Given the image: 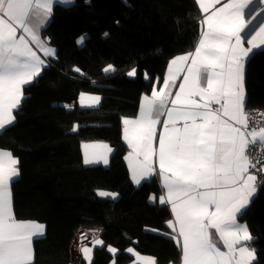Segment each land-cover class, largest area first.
Here are the masks:
<instances>
[{
	"label": "snow or ice",
	"instance_id": "1",
	"mask_svg": "<svg viewBox=\"0 0 264 264\" xmlns=\"http://www.w3.org/2000/svg\"><path fill=\"white\" fill-rule=\"evenodd\" d=\"M253 2L196 0L202 16L194 50L171 59L163 87L142 97L135 118H122V139L131 149L125 157L131 179L136 185L159 179L163 194L150 195L149 201L170 206L173 219L166 225L171 232L165 235L175 241L181 264H258L250 246L255 238L240 222L264 189V111L246 109V64L264 54V18L254 23L264 12V0L250 10ZM72 3L0 0V135L16 121L25 87L41 75L44 58L57 55L40 35L54 6ZM103 71L115 68L108 65ZM136 74V68L126 73ZM101 99L81 93L79 104L95 108ZM77 130L78 125L71 129ZM82 147L85 165H107L113 152L107 143ZM19 163L11 151L0 149V264H34V240L45 236L44 224L15 215L12 184L20 175ZM98 196L115 199L118 194L98 191ZM77 240L88 264L94 248L105 247L103 239L94 234L89 238L87 232ZM107 251L118 250L107 246ZM127 252L138 264H157L131 247Z\"/></svg>",
	"mask_w": 264,
	"mask_h": 264
},
{
	"label": "trees",
	"instance_id": "2",
	"mask_svg": "<svg viewBox=\"0 0 264 264\" xmlns=\"http://www.w3.org/2000/svg\"><path fill=\"white\" fill-rule=\"evenodd\" d=\"M75 2L55 7L45 37L57 57L25 88L16 121L0 135V149L20 161L21 177L12 187L16 217L47 226L46 237L34 242L35 264H71V243L82 228L98 229L105 242L93 264H111L107 246L119 250L116 264H136L126 253L130 247L157 264H179L181 253L165 235L171 211L149 201L162 194L159 179L140 187L131 180L122 118L138 115L142 97L164 79L171 59L194 50L202 14L196 0ZM108 65L115 71L105 73ZM132 68L136 78L126 75ZM246 89L247 109H264V54L247 64ZM81 93L101 96L100 105L81 107ZM89 142L114 148L109 166L84 165L82 145ZM98 191L119 198H101ZM241 221L249 224L258 264H264V189Z\"/></svg>",
	"mask_w": 264,
	"mask_h": 264
},
{
	"label": "crops",
	"instance_id": "3",
	"mask_svg": "<svg viewBox=\"0 0 264 264\" xmlns=\"http://www.w3.org/2000/svg\"><path fill=\"white\" fill-rule=\"evenodd\" d=\"M75 0H73V3L72 4H70V5H68V6H64V7H70V6H73V5H75ZM57 6H59V5H57ZM219 6V5H218ZM55 7L56 6H54V9H53V14H54V10H55ZM257 7H260V5H259V3L257 2V0H254V2H253V4H251V5H249V9L250 10H255ZM246 14H247V11H246ZM52 18H53V15H52ZM52 18H51V20H50V22L46 25V28L44 29V30H42L41 31V33H40V35H41V38L42 39H44V40H46L47 42H48V44H49V46H51V47H54V46H52L50 43H49V40L45 37V31H46V29L48 28V26L50 25V23H51V21H52ZM262 18H264V12H262L261 13V16L260 17H257V21H254V23H258ZM55 48V47H54ZM56 49V48H55ZM56 52L58 53V51H57V49H56ZM41 56H42V54H40ZM56 57H57V55H56ZM56 57H54V58H51V57H49V58H44L43 56H42V58H44L45 60H46V66L45 67H47V65L49 64V62H50V60H53V59H56ZM248 64V63H247ZM247 64H246V68H247ZM44 67V68H45ZM44 70V69H43ZM43 70H42V73H43ZM167 72V71H166ZM42 73H41V75H42ZM40 75V76H41ZM39 76V77H40ZM166 76V75H165ZM177 85L180 83V80H178L177 82ZM27 87V86H26ZM25 87V88H26ZM154 87L157 89V90H159L160 88H162L163 87V80L162 81H160L159 80V82H155V85H154ZM245 88H246V72H245ZM173 91H175V89H173ZM246 93H247V89H246ZM150 95V94H149ZM141 102H142V99H141ZM79 103V102H78ZM101 103V102H100ZM22 104H23V102H22ZM141 104V103H140ZM80 105V104H79ZM82 107V106H81ZM85 108H88V107H85ZM246 109H247V100H246ZM15 114V113H14ZM12 126V125H11ZM11 126H8V128L9 127H11ZM91 143H105V142H89V144H91ZM125 144H126V142H124ZM83 144H85V143H83ZM108 144V143H107ZM110 145V144H109ZM111 146V145H110ZM127 146V145H126ZM129 150H128V152L129 151H131V149L130 148H128ZM82 152H84V149H83V147H82ZM113 154H114V148H113V152L109 155V163L107 164V165H104V164H94V165H85L86 167H95V166H105V167H107V166H109V164H110V161H111V159H112V156H113ZM128 154V153H127ZM14 155V154H13ZM15 156V155H14ZM127 156V155H126ZM125 156V157H126ZM16 157V156H15ZM17 158V157H16ZM125 161H126V164H127V166H128V161L125 159ZM18 167H19V169H20V163H19V165H18ZM128 168H129V166H128ZM129 171H130V169H129ZM130 176H131V173H130ZM21 177V171H20V175H19V177H17L16 178V180L15 181H17L19 178ZM154 179V178H153ZM132 180V179H131ZM151 181V180H150ZM133 182V181H132ZM147 182H149V181H147ZM160 182V181H159ZM144 183H146V182H142L141 183V185L142 184H144ZM14 184V183H13ZM13 184H12V187H13ZM133 184L136 186V187H140L141 185H136L134 182H133ZM161 184V183H160ZM259 193V192H258ZM163 194V193H162ZM258 195V194H257ZM157 197H159V196H157ZM101 198H105V197H101ZM119 198V196H117L115 199H112V198H107V199H112V200H117ZM256 198V197H255ZM254 198V199H255ZM253 199V200H254ZM12 200H13V209H14V212H15V203H14V193H13V189H12ZM253 200H252V202H253ZM252 202H250V204H249V206H248V209L251 207V204H252ZM152 204H159L158 202H155V203H153V202H151ZM160 205V204H159ZM162 206H167L169 209H170V206H168V205H162ZM247 209V210H248ZM15 215H16V212H15ZM173 219V218H172ZM26 221H33V220H26ZM35 222H38V221H35ZM240 222L241 223H246L247 225H248V228H249V230H250V232H251V234H252V236H253V233H252V231H251V228H250V226H249V224L247 223V222H243V221H241L240 220ZM40 223V222H39ZM43 224V223H42ZM45 226H46V224H44ZM46 235H47V226H46V229H45V236L43 237V238H45L46 237ZM254 237V236H253ZM42 238V239H43ZM101 239V238H100ZM34 242H35V240H34ZM91 246V245H90ZM250 246L251 247H253V242H251V244H250ZM100 246H97L96 248H99ZM112 247V246H111ZM96 248H94V251H93V261H92V264H93V262H94V252H95V250H96ZM117 249V248H116ZM134 250H135V252H138L135 248H133ZM35 250V249H34ZM118 250V249H117ZM126 253L128 254V255H130V256H132L134 259H135V256H134V254H132V253H128L127 251H126ZM139 253V252H138ZM111 254V253H110ZM118 254H119V250L115 253V254H111L112 255V257H113V260H115V264L117 263V261H116V258H117V256H118ZM142 255V254H141ZM135 263L136 264H138V262L136 261V259H135ZM34 264H35V260H34ZM71 264H88V262L86 261V260H84V258H83V255H82V258H81V260H79V259H74L73 260V262L71 263ZM111 264H112V262H111ZM179 264H181V262L179 263Z\"/></svg>",
	"mask_w": 264,
	"mask_h": 264
},
{
	"label": "built area",
	"instance_id": "4",
	"mask_svg": "<svg viewBox=\"0 0 264 264\" xmlns=\"http://www.w3.org/2000/svg\"><path fill=\"white\" fill-rule=\"evenodd\" d=\"M247 110H249V111H252V110H262V111H264V109H260V108L247 109ZM253 114L257 116V119H260L258 112H253ZM257 147H259V146H257ZM81 232H87L89 234V238L93 234L98 237V235L100 233L99 230H96V229H83L82 228L79 231H77V233L75 234V236H74V238L72 240V243H71V249H72V253H73V259H79V260H81V258H82V253L79 250L78 240H77V238H78V236L80 235ZM83 243L84 244H88V240H84Z\"/></svg>",
	"mask_w": 264,
	"mask_h": 264
},
{
	"label": "bare ground",
	"instance_id": "5",
	"mask_svg": "<svg viewBox=\"0 0 264 264\" xmlns=\"http://www.w3.org/2000/svg\"><path fill=\"white\" fill-rule=\"evenodd\" d=\"M64 106H66L65 104H64ZM83 229H87V228H83ZM96 230H98V229H96ZM100 234V233H99ZM74 260V259H73Z\"/></svg>",
	"mask_w": 264,
	"mask_h": 264
},
{
	"label": "rangeland",
	"instance_id": "6",
	"mask_svg": "<svg viewBox=\"0 0 264 264\" xmlns=\"http://www.w3.org/2000/svg\"><path fill=\"white\" fill-rule=\"evenodd\" d=\"M136 72H137V69H136ZM134 77L136 78V77H137V74H136V76H134ZM134 77H133V78H134Z\"/></svg>",
	"mask_w": 264,
	"mask_h": 264
}]
</instances>
